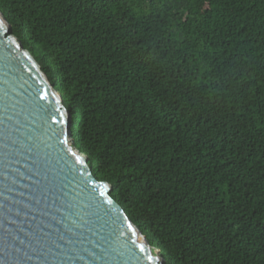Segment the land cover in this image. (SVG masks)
Wrapping results in <instances>:
<instances>
[{"label": "trees", "instance_id": "1", "mask_svg": "<svg viewBox=\"0 0 264 264\" xmlns=\"http://www.w3.org/2000/svg\"><path fill=\"white\" fill-rule=\"evenodd\" d=\"M95 176L166 264H264V0H0Z\"/></svg>", "mask_w": 264, "mask_h": 264}, {"label": "water", "instance_id": "2", "mask_svg": "<svg viewBox=\"0 0 264 264\" xmlns=\"http://www.w3.org/2000/svg\"><path fill=\"white\" fill-rule=\"evenodd\" d=\"M0 20V264H166L95 176L65 100ZM55 109L70 120L52 124Z\"/></svg>", "mask_w": 264, "mask_h": 264}, {"label": "snow or ice", "instance_id": "3", "mask_svg": "<svg viewBox=\"0 0 264 264\" xmlns=\"http://www.w3.org/2000/svg\"><path fill=\"white\" fill-rule=\"evenodd\" d=\"M4 26V21L0 20V27ZM41 99H43L44 97H40ZM65 113L61 112L60 109H55V114H49V120L51 121L52 124H66L68 122V120H70V116H68V119H64L65 117ZM57 117H59L60 119H57ZM60 134H63V127H61L60 129ZM64 143H67V140L64 141ZM68 151H71L70 149H68ZM72 156H76V153L72 152L71 153ZM76 161L77 163H83V161L79 158L76 157ZM129 228H131V225H128ZM141 251H143V249H141Z\"/></svg>", "mask_w": 264, "mask_h": 264}]
</instances>
